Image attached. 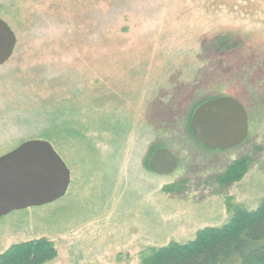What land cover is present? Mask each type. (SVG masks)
Wrapping results in <instances>:
<instances>
[{"label": "rangeland", "instance_id": "374dc122", "mask_svg": "<svg viewBox=\"0 0 264 264\" xmlns=\"http://www.w3.org/2000/svg\"><path fill=\"white\" fill-rule=\"evenodd\" d=\"M0 19L16 38L0 67V156L44 140L70 172L61 200L0 218V256L46 239L56 254L45 264H142L259 207L264 0H0ZM218 96L248 116L246 140L226 151L186 124ZM51 118L72 122V136L55 140ZM158 149L177 160L168 175L148 169Z\"/></svg>", "mask_w": 264, "mask_h": 264}, {"label": "water", "instance_id": "95a60500", "mask_svg": "<svg viewBox=\"0 0 264 264\" xmlns=\"http://www.w3.org/2000/svg\"><path fill=\"white\" fill-rule=\"evenodd\" d=\"M16 46L10 27L0 19V67L9 61ZM190 129L203 147L226 151L243 143L248 136V116L244 107L231 97H218L199 105L190 120ZM177 166L175 156L158 149L148 169L168 175ZM70 184V172L44 140L23 142L0 156V218L61 200Z\"/></svg>", "mask_w": 264, "mask_h": 264}, {"label": "trees", "instance_id": "16d2710c", "mask_svg": "<svg viewBox=\"0 0 264 264\" xmlns=\"http://www.w3.org/2000/svg\"><path fill=\"white\" fill-rule=\"evenodd\" d=\"M204 102L190 109L186 119L189 132L191 116ZM49 121L52 124L49 134L54 135L55 140L69 134L72 136L69 131L72 122L65 121L58 127L52 118ZM245 164L244 160L232 164L226 182L238 179ZM55 254L52 242L38 239L10 247L0 256V264H45ZM143 259L142 264H264V199L255 211L237 209L232 220L221 228L203 229L192 241L184 244L170 243L152 249Z\"/></svg>", "mask_w": 264, "mask_h": 264}]
</instances>
